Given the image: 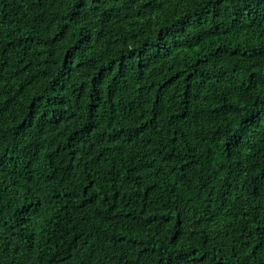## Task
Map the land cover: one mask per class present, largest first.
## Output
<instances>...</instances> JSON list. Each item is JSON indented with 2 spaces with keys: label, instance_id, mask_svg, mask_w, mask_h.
Segmentation results:
<instances>
[{
  "label": "trees",
  "instance_id": "obj_1",
  "mask_svg": "<svg viewBox=\"0 0 264 264\" xmlns=\"http://www.w3.org/2000/svg\"><path fill=\"white\" fill-rule=\"evenodd\" d=\"M0 264H264V0H0Z\"/></svg>",
  "mask_w": 264,
  "mask_h": 264
}]
</instances>
